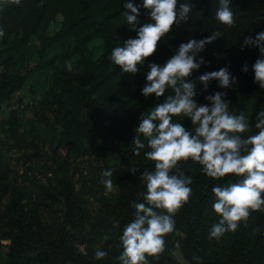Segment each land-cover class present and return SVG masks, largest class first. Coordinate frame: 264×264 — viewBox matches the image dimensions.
<instances>
[{"label":"trees","instance_id":"1","mask_svg":"<svg viewBox=\"0 0 264 264\" xmlns=\"http://www.w3.org/2000/svg\"><path fill=\"white\" fill-rule=\"evenodd\" d=\"M125 2L21 0L16 5L0 0V29L5 33L0 37V108L32 73L46 70L48 82L34 105L29 126H24L20 110L12 108L0 132L4 149L21 151L26 157L18 174L0 148V264H120L119 237L134 219L133 201L142 202L139 194L146 190L140 173L154 170V162L144 155L149 149L142 136L146 147L135 154L134 129L141 113L173 94L171 88L165 97L141 94L147 64H163L181 42L222 33L199 54L208 63L191 78L228 66L237 77L236 84L225 90L213 81L208 91H226L229 111L245 114L251 132L244 136L258 131L255 123L257 113L264 110V89L253 82L251 65L260 53L255 47L241 46L245 36L264 31V0H230L235 17L232 27L215 18L219 0H178L191 6L187 21L173 26L135 75L123 73L109 59L114 47L136 35L123 15ZM132 2L142 4V0ZM58 15L59 27L48 33ZM144 22L150 21L141 7L140 23ZM245 62L247 73L241 71ZM197 99L207 103L203 95ZM173 121L194 130L187 118L174 117ZM40 135L51 143L43 153ZM59 151L65 156H86L87 161L95 159L101 172L111 170L114 191L90 204L85 197L87 186L75 187L67 158ZM42 155L46 163L32 164ZM133 167L139 169L135 175L129 172ZM178 167L191 177L192 195L174 217L175 231L165 236L164 252L158 260L148 257L149 264H264V213L253 212L247 227L242 222L236 232L209 239L212 225L220 219L212 209V187L240 178L213 180L191 160ZM35 173L48 184L40 183ZM55 180L57 185L52 184ZM117 221L119 227H114ZM97 250L105 251L106 258L95 259Z\"/></svg>","mask_w":264,"mask_h":264},{"label":"clouds","instance_id":"2","mask_svg":"<svg viewBox=\"0 0 264 264\" xmlns=\"http://www.w3.org/2000/svg\"><path fill=\"white\" fill-rule=\"evenodd\" d=\"M11 2L19 5L21 0ZM229 5L230 0H219L215 18L232 27L235 17ZM123 7L126 9L123 13L126 24L132 26L136 35L124 40L123 46L114 47L109 59L123 73L135 75L156 53L158 43L173 26L187 21L191 6L178 0H142L139 5L126 0ZM141 7L146 10L150 22L140 23ZM4 35L0 29V37ZM220 37L222 33L217 31L202 39L191 38L181 42L177 51L163 64H147L141 94L145 98L150 95L165 97L169 88L173 94L167 95L149 112L141 113L134 129L135 154L139 155L146 147L142 136L149 149L144 155L154 162V170L140 173L146 190L139 194L142 202L133 201L134 219L125 225L119 237L122 248L118 257L120 264H149L148 257L158 260L164 252L165 236L175 231L174 217L192 195L191 177L178 167L180 162L191 160L198 163L201 172L213 180L225 176L240 178L236 182L212 187L215 196L212 209L220 219L212 225L209 239L236 232L242 222L247 227L253 212L264 213V110L257 113L255 128L258 131L244 136L251 132L245 114L229 111L231 101L225 99L226 91H208L213 81L217 82L218 88L225 90L236 84L237 77L232 75L228 66L191 78L194 71L208 63L199 54L205 51L206 45ZM244 46L255 47L260 53L252 63L251 71L253 82L264 89V31L255 37L245 36L241 47ZM241 71H249L247 62ZM197 85L201 87L198 89ZM199 95H203L207 103L199 102ZM174 117L187 118L195 126L194 130L174 122ZM138 171L135 167L129 169L133 175ZM112 175L111 170L101 173L102 183L109 192L114 190ZM114 227H119L118 221ZM175 246L179 248V242ZM106 256L105 251L95 252L97 260Z\"/></svg>","mask_w":264,"mask_h":264},{"label":"rangeland","instance_id":"3","mask_svg":"<svg viewBox=\"0 0 264 264\" xmlns=\"http://www.w3.org/2000/svg\"><path fill=\"white\" fill-rule=\"evenodd\" d=\"M60 20L61 17L60 15H58L51 22L48 28V33H52L59 27ZM52 51L53 50H51L50 53ZM66 64L68 65L69 62L66 61ZM46 74L47 71L44 69L32 73L29 76L25 86L14 95L10 102L0 108V132L5 128V121L8 116V112L12 108H17L18 110H20V115L24 126H29V122L33 118L34 105L40 99V94L44 86H46L48 83ZM50 144V138H44L43 135H40L39 145L41 147V153L46 150H50ZM0 148L1 150H3L5 156L8 158V161L10 162L11 166H13L17 170L18 174H20L23 169L21 161L25 160L26 157L21 156V151L4 149L5 146L1 144ZM48 154L51 153L49 152ZM59 155L65 156V152L61 151ZM65 157L67 158L66 165L69 169L68 172L72 176V182L74 183L75 187L82 188L83 185L87 186L85 189V197L88 199L90 204H95L99 199L102 198L103 194H109L114 191H107L104 184L102 183V172L101 169L97 168L98 162L95 159L87 161L86 156L77 157L75 155ZM33 160H31L32 164L34 163L37 166L46 163V157H44L43 155L37 160ZM40 168L44 167L41 166ZM35 174H37L36 179L38 178V176H40V183L48 184L45 177L38 173ZM52 184L57 185L58 183L55 180ZM53 185H50V187L53 188ZM177 255L181 259L179 254Z\"/></svg>","mask_w":264,"mask_h":264}]
</instances>
